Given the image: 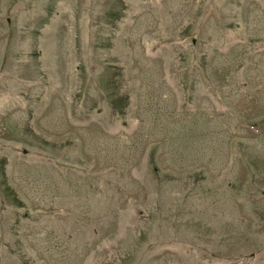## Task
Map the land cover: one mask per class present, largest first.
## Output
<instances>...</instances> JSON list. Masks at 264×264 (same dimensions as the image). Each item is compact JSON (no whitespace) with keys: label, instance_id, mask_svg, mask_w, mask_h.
<instances>
[{"label":"rangeland","instance_id":"rangeland-1","mask_svg":"<svg viewBox=\"0 0 264 264\" xmlns=\"http://www.w3.org/2000/svg\"><path fill=\"white\" fill-rule=\"evenodd\" d=\"M0 264H264V0H0Z\"/></svg>","mask_w":264,"mask_h":264}]
</instances>
